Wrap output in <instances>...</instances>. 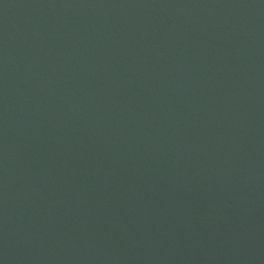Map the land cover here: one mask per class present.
I'll use <instances>...</instances> for the list:
<instances>
[{
    "label": "water",
    "instance_id": "obj_1",
    "mask_svg": "<svg viewBox=\"0 0 264 264\" xmlns=\"http://www.w3.org/2000/svg\"><path fill=\"white\" fill-rule=\"evenodd\" d=\"M0 264H264V0H0Z\"/></svg>",
    "mask_w": 264,
    "mask_h": 264
}]
</instances>
